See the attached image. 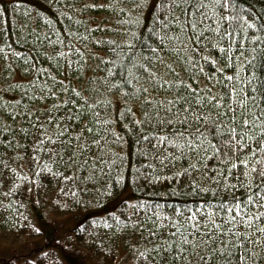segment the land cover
Here are the masks:
<instances>
[{
	"label": "snow or ice",
	"instance_id": "6c2138e0",
	"mask_svg": "<svg viewBox=\"0 0 264 264\" xmlns=\"http://www.w3.org/2000/svg\"><path fill=\"white\" fill-rule=\"evenodd\" d=\"M160 7L146 34L129 18L118 31L109 30L115 38L94 40L102 56L75 46L93 40L98 26L83 34L69 29L71 39H49L60 46L48 57L54 63L51 68L32 64L33 80L21 100L3 105L13 120L22 117L24 126L5 124L0 132L10 139L0 143L15 150L17 132L31 139L33 175L72 180L89 169L103 175L124 163L112 151L122 142L112 117L119 98L118 115L129 120L125 127L137 133L139 154L152 170L137 169V178L159 180V170L166 168L165 179L177 181L175 191L211 193L210 200L172 205L171 212L160 204L130 205L134 212L122 227L139 237L135 245L129 241L130 260L264 264V12L244 7V0H162ZM14 55L24 59L20 52ZM93 57L96 69L85 77L86 61ZM62 71L67 74L60 78ZM40 75L45 79L37 86ZM44 100L51 104L43 113L31 107ZM212 160L216 164L210 168ZM10 172L16 181L27 180L15 169ZM140 210L142 218L136 215Z\"/></svg>",
	"mask_w": 264,
	"mask_h": 264
},
{
	"label": "trees",
	"instance_id": "16d2710c",
	"mask_svg": "<svg viewBox=\"0 0 264 264\" xmlns=\"http://www.w3.org/2000/svg\"><path fill=\"white\" fill-rule=\"evenodd\" d=\"M133 3L142 6L133 7ZM161 3L162 0H0V129L5 124L14 129L24 126L23 118L13 120L3 105L21 100L23 89L33 80L32 64L37 68L52 67L54 61L48 57L54 56L60 46L49 44V39H71L69 29L83 34L85 28L98 26L99 30L92 33L93 40L77 42L75 46L85 53L102 56V46L94 40L115 38L114 31L109 30L118 31L129 18L138 21L137 28L146 34L161 13ZM244 7L264 12V0H244ZM16 52L22 53L24 59L15 56ZM29 57L32 59L25 63ZM97 63L95 57L87 59L85 77L94 73ZM66 74L62 71L60 78ZM44 79L40 75L36 85ZM68 79L75 86L76 78L69 75ZM50 104V100L32 101L31 107L43 113ZM120 111L123 107L116 98L113 127L122 142L113 145L112 151L122 155L124 163L103 175L99 171L93 175L90 169L78 171L72 180L47 172L33 175L31 139L25 141L22 133L17 132L12 143L19 141L20 146L15 150L0 143V264L10 257H20L13 264H24V257H28L29 264H138L130 260L128 250L129 241L135 245L138 234L130 236L122 227L134 212L130 205L160 204L171 212L172 205H198L211 199V193L197 194L184 187L175 191L177 181L165 179L169 175L166 168L159 170V180L138 179L137 169L145 173L152 170L139 154L137 133L125 127L129 120L121 119ZM8 139L6 131L0 132V141ZM17 154L23 159L17 158ZM215 164L212 160L209 167ZM11 169L27 180L16 181ZM208 175L214 173L210 171ZM125 191L129 198L121 199ZM236 195L239 198L242 192L238 190ZM136 215L142 218L144 210ZM36 228L40 231L36 232Z\"/></svg>",
	"mask_w": 264,
	"mask_h": 264
},
{
	"label": "rangeland",
	"instance_id": "374dc122",
	"mask_svg": "<svg viewBox=\"0 0 264 264\" xmlns=\"http://www.w3.org/2000/svg\"><path fill=\"white\" fill-rule=\"evenodd\" d=\"M121 196H122L121 199H127V198H129L128 191H125Z\"/></svg>",
	"mask_w": 264,
	"mask_h": 264
}]
</instances>
